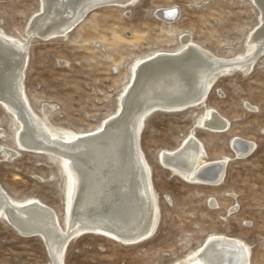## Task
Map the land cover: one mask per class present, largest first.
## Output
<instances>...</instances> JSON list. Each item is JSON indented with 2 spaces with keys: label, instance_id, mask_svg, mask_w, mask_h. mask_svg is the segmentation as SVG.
<instances>
[{
  "label": "rangeland",
  "instance_id": "rangeland-1",
  "mask_svg": "<svg viewBox=\"0 0 264 264\" xmlns=\"http://www.w3.org/2000/svg\"><path fill=\"white\" fill-rule=\"evenodd\" d=\"M165 7H174L177 17L162 18ZM39 13L41 0H0V29L29 39L24 83L35 113L73 136L97 132L118 114L140 60L182 49L184 35L218 56L235 59L249 52L248 40L261 23L254 0H136L127 7L108 4L91 10L65 36L29 38ZM45 105L51 107L47 114ZM204 107L219 112L230 128L223 133L202 128ZM20 127L0 104V184L18 203L38 200L51 207L65 229L72 192L66 160L20 149ZM192 131L208 159L230 158L222 185L188 183L160 163L162 152L179 148ZM235 137L255 144L253 153L236 156ZM141 143L158 197L156 232L136 245L84 235L69 243L65 264H179L213 235L243 240L250 264H264V54L251 72L221 77L205 106L149 115ZM10 150L17 156L10 157ZM50 262L40 237H26L0 219V264Z\"/></svg>",
  "mask_w": 264,
  "mask_h": 264
},
{
  "label": "bare ground",
  "instance_id": "bare-ground-1",
  "mask_svg": "<svg viewBox=\"0 0 264 264\" xmlns=\"http://www.w3.org/2000/svg\"><path fill=\"white\" fill-rule=\"evenodd\" d=\"M135 1L41 0V13L32 20L29 38L65 36L91 10L108 4L127 7ZM254 2L260 8L261 23L248 40L247 54L227 59L184 35L182 49L158 51L138 62L120 111L102 129L75 136L50 127L35 113L24 83L29 39L22 41L0 29V104L21 123L18 146L65 159L72 181L65 229L51 207L38 200L18 203L1 184L0 219H6L26 237L40 234L48 247L49 264H65L69 243L84 235L96 234L125 245L150 238L157 230L160 214L152 167L141 143L145 120L159 110L172 113L205 106L221 77L236 70L252 71L258 56L264 54V0ZM160 15L177 17L174 7L161 9ZM50 110V106H44L45 114ZM201 120V127L213 132L223 133L230 128V122L213 108L204 107ZM232 145L241 158L255 149V144L241 137L233 138ZM16 154L9 152L10 157ZM208 158L194 131L179 148L161 154L163 166L188 183L222 185L230 158ZM249 255L243 240L213 235L179 264H250Z\"/></svg>",
  "mask_w": 264,
  "mask_h": 264
},
{
  "label": "water",
  "instance_id": "water-1",
  "mask_svg": "<svg viewBox=\"0 0 264 264\" xmlns=\"http://www.w3.org/2000/svg\"><path fill=\"white\" fill-rule=\"evenodd\" d=\"M162 16V18H166V16L165 15H161ZM160 162V161H159ZM161 164H162V162H160ZM163 165V164H162ZM28 237H40L43 241H44V239H43V237L40 235V234H33V235H30V236H28ZM44 244L46 245V243H45V241H44ZM46 248H47V250H48V247H47V245H46ZM48 253H49V251H48ZM50 255V254H49Z\"/></svg>",
  "mask_w": 264,
  "mask_h": 264
}]
</instances>
